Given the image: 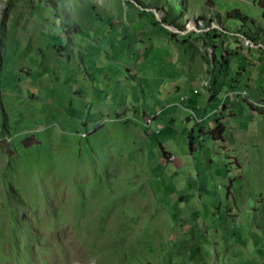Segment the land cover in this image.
Listing matches in <instances>:
<instances>
[{
    "label": "rangeland",
    "instance_id": "374dc122",
    "mask_svg": "<svg viewBox=\"0 0 264 264\" xmlns=\"http://www.w3.org/2000/svg\"><path fill=\"white\" fill-rule=\"evenodd\" d=\"M2 28L0 264H264V0H0ZM59 75L124 104L63 111Z\"/></svg>",
    "mask_w": 264,
    "mask_h": 264
},
{
    "label": "crops",
    "instance_id": "0c3cea01",
    "mask_svg": "<svg viewBox=\"0 0 264 264\" xmlns=\"http://www.w3.org/2000/svg\"><path fill=\"white\" fill-rule=\"evenodd\" d=\"M119 26V30L123 27L122 25L118 24ZM124 28V27H123ZM125 35L126 36V30H125ZM122 33V34H124ZM108 35V34H107ZM121 35V34H120ZM106 36V35H105ZM110 36V35H108ZM111 37V36H110ZM121 48H120V53L121 52ZM130 53V52H129ZM60 65V64H59ZM154 70V69H153ZM151 73V71L149 72ZM154 73V71L152 72V74ZM62 77H60L59 75V78H58V84H59V91L61 93V96L63 98V102L62 101H58V99L56 100L57 103L61 104V110H65L66 106H72L73 102L75 101L77 103V101L80 103V107H83L84 110L86 112H89L91 114L92 113H96V114H99L100 111H106V110H109V108H112V109H115V110H119V108H122V104L123 101L120 100V90H117L116 91V96H115V99L113 100V103H107V101H109L110 99V94L111 92H115L116 89L113 88L114 84H115V80L114 79H110V82L111 83H108V85L106 87H102L101 88V95L103 97L102 100H104L103 104L102 105H99V107H97L95 104L98 102L97 99H94L92 101L90 100H85L84 98H77V96L74 98V95L73 94H77V93H74L72 92L71 90H69V87H65L62 85V82H66L68 81V76H63L61 75ZM92 82V85H93V89L96 91L98 88L96 86H94V78H92L91 80ZM59 96V95H58ZM101 97V98H102ZM100 99V98H99ZM112 102V101H111ZM107 103V104H106ZM118 103V104H116ZM65 107V108H64ZM125 108V109H124ZM123 110H128V108L124 107ZM120 112H122L120 110Z\"/></svg>",
    "mask_w": 264,
    "mask_h": 264
},
{
    "label": "trees",
    "instance_id": "16d2710c",
    "mask_svg": "<svg viewBox=\"0 0 264 264\" xmlns=\"http://www.w3.org/2000/svg\"><path fill=\"white\" fill-rule=\"evenodd\" d=\"M4 41H5V33H4V29L2 28L1 31H0V47H2L4 45ZM0 108H1V105H0ZM216 130L220 134L219 137H221V135L223 134V131H224L222 125L221 126L218 125L216 127Z\"/></svg>",
    "mask_w": 264,
    "mask_h": 264
}]
</instances>
